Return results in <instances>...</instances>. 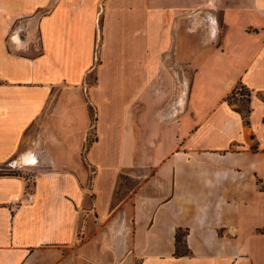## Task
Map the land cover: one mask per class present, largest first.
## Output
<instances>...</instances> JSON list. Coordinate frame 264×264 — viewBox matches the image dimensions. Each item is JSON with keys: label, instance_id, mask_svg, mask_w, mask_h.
<instances>
[{"label": "crops", "instance_id": "0c3cea01", "mask_svg": "<svg viewBox=\"0 0 264 264\" xmlns=\"http://www.w3.org/2000/svg\"><path fill=\"white\" fill-rule=\"evenodd\" d=\"M215 1L0 0V264H264V0Z\"/></svg>", "mask_w": 264, "mask_h": 264}, {"label": "rangeland", "instance_id": "374dc122", "mask_svg": "<svg viewBox=\"0 0 264 264\" xmlns=\"http://www.w3.org/2000/svg\"><path fill=\"white\" fill-rule=\"evenodd\" d=\"M208 2L205 3L204 5H200L198 8H195L193 11V15H194V33L195 36H200L201 33H203V36H206L207 38L211 39V46L210 48L215 47L217 44V40L219 37V34H221L223 32L224 29V25L222 23V13L219 9H217V3L215 0H207ZM215 14L216 20H217V25H216V30H214L213 28V22L212 19L210 18L211 14ZM211 20V22H210ZM214 30V31H213ZM24 32V31H23ZM201 35V36H202ZM36 41V39H35ZM37 42V41H36ZM35 42V45L33 46V50L34 52L37 50V43ZM217 47V46H216ZM96 62V60H95ZM94 62V63H95ZM185 67V66H183ZM179 69H183L182 67H179ZM188 71L191 69H187ZM185 71V68H184ZM87 81H93L94 80V72L91 71L89 72V74L87 75ZM233 89L240 91L241 93H245V89L243 87H241L238 83H236L233 87ZM247 97L245 95H243L240 99V104L243 108H245V99ZM228 99L231 101H234L235 98H233L231 95L228 96ZM83 109H81L80 107H73L70 108L69 111L66 113L67 116H69L68 118L71 119V126H76L78 124V122H83ZM89 112L92 115V118L95 117V111L93 109V107L91 105H89ZM54 121L57 120L55 117ZM56 122V121H55ZM90 136L93 137L94 134V129L92 128L90 131ZM29 177L30 174L26 173ZM125 178L120 179L119 183H118V188L115 190V201L125 197V196H129L131 195V192L134 190V186L136 185V182L129 177L128 175H124ZM71 253L67 259H69L67 261V264H79L80 261L74 262V257H73V253H72V249L71 250H67ZM87 257H89V253L86 254ZM104 259L102 260H98L96 262V264H108V261L105 260V256L103 254L102 256ZM88 261V260H87ZM89 264V263H88Z\"/></svg>", "mask_w": 264, "mask_h": 264}, {"label": "trees", "instance_id": "16d2710c", "mask_svg": "<svg viewBox=\"0 0 264 264\" xmlns=\"http://www.w3.org/2000/svg\"><path fill=\"white\" fill-rule=\"evenodd\" d=\"M187 233L186 228H177L175 231V249L174 254L175 255H181V254H187L189 253V248L187 247L185 235Z\"/></svg>", "mask_w": 264, "mask_h": 264}, {"label": "bare ground", "instance_id": "6f19581e", "mask_svg": "<svg viewBox=\"0 0 264 264\" xmlns=\"http://www.w3.org/2000/svg\"><path fill=\"white\" fill-rule=\"evenodd\" d=\"M215 20V19H214ZM215 22H216V20H215ZM216 27V26H215ZM34 159L31 157V155H25L24 157H23V159H22V161H24V162H32Z\"/></svg>", "mask_w": 264, "mask_h": 264}, {"label": "built area", "instance_id": "2783aa9c", "mask_svg": "<svg viewBox=\"0 0 264 264\" xmlns=\"http://www.w3.org/2000/svg\"><path fill=\"white\" fill-rule=\"evenodd\" d=\"M11 203L14 204V205L20 204L21 203V200H12Z\"/></svg>", "mask_w": 264, "mask_h": 264}]
</instances>
